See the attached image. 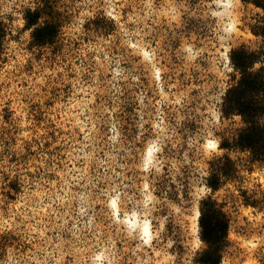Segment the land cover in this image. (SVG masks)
I'll use <instances>...</instances> for the list:
<instances>
[{
	"label": "rangeland",
	"instance_id": "1",
	"mask_svg": "<svg viewBox=\"0 0 264 264\" xmlns=\"http://www.w3.org/2000/svg\"><path fill=\"white\" fill-rule=\"evenodd\" d=\"M36 8L63 18L55 43L32 44L25 16ZM263 18L251 0L231 8L216 0H0V264H91L101 249L109 264H193L203 245L198 201L211 192L208 159L228 153L243 188H264V165L250 172L247 151L220 147L243 126L240 115L222 113L238 77L230 51L256 49L263 37L252 29ZM187 119L193 129L182 139L175 127ZM166 139L185 144L168 161L160 156ZM153 142L160 151L145 172ZM164 161L177 183L194 165L190 202L158 192ZM228 188L238 193L229 184L215 196L223 200ZM117 194L121 218L136 210L151 221L150 245L113 219L107 205ZM143 194L152 196L148 209ZM230 205L231 245L220 264H262L264 210Z\"/></svg>",
	"mask_w": 264,
	"mask_h": 264
},
{
	"label": "trees",
	"instance_id": "2",
	"mask_svg": "<svg viewBox=\"0 0 264 264\" xmlns=\"http://www.w3.org/2000/svg\"><path fill=\"white\" fill-rule=\"evenodd\" d=\"M193 3L198 0H191ZM202 2L203 0H199ZM257 7L264 11V0H251ZM26 25L31 28L32 44L46 46L57 41L63 25L61 16H50L40 8L28 9ZM44 18V19H43ZM253 32L263 37L262 43L251 49L246 46L235 47L230 51V60L238 73L235 82L230 84L223 95L222 113L225 116L238 114L241 116L243 126L231 141L220 144L221 148L240 149L248 153V170L251 172L253 165H264V18L253 26ZM206 31H202L205 35ZM6 35V25L0 20V49ZM173 118L171 121H174ZM189 119L181 121L175 127V132H183L182 139L188 136L193 129ZM160 156L165 160L178 154L185 146L177 142L174 146L172 139H166ZM196 144L191 149V160L195 156ZM206 175L203 176L204 184L211 190L210 193L199 199L198 210V236L202 247L198 249L192 259L193 264H220L231 245L229 227L231 212L226 207H236L242 203L259 211L264 210V188L261 183L255 187L243 188L244 177L240 173L239 165L228 153L213 155L207 161ZM168 162H163V173L157 177L158 192L169 198L183 197L188 203L191 201L190 178L194 173V165L184 167V176L178 178L179 183L169 177ZM229 184L237 185L238 193L229 188L226 197L219 200L215 193ZM180 186V188H179ZM180 193H182L180 195ZM173 223H171L172 226ZM264 264V258L262 259Z\"/></svg>",
	"mask_w": 264,
	"mask_h": 264
},
{
	"label": "clouds",
	"instance_id": "3",
	"mask_svg": "<svg viewBox=\"0 0 264 264\" xmlns=\"http://www.w3.org/2000/svg\"><path fill=\"white\" fill-rule=\"evenodd\" d=\"M216 3L222 4L224 8H231L234 4V0H216ZM235 28V24L227 23L225 31L231 32ZM188 51H191L189 49ZM113 140L116 137L112 138ZM216 147L214 141H207L205 143L206 149H214ZM160 151V147L157 143H150L144 153V158L142 161L143 170L145 172L149 171L155 160L156 154ZM120 197L119 194L112 196L108 201V209L110 210L113 219L124 227L125 232L130 237L137 238L143 245H150L153 239V233L151 229V221L149 219L142 218L141 214L132 210L127 215H124L123 218L120 216ZM152 203V196L150 194H143V207L145 209L149 208V205ZM122 221V223H121ZM109 257L106 256L105 250L101 249L91 258V264H109Z\"/></svg>",
	"mask_w": 264,
	"mask_h": 264
},
{
	"label": "bare ground",
	"instance_id": "4",
	"mask_svg": "<svg viewBox=\"0 0 264 264\" xmlns=\"http://www.w3.org/2000/svg\"><path fill=\"white\" fill-rule=\"evenodd\" d=\"M198 216H199V210H197L196 212V218L198 219Z\"/></svg>",
	"mask_w": 264,
	"mask_h": 264
}]
</instances>
